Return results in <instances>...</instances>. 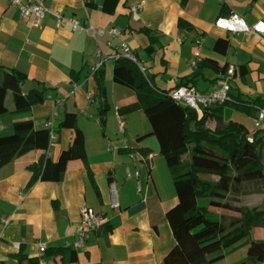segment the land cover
I'll return each instance as SVG.
<instances>
[{
    "label": "crops",
    "instance_id": "crops-1",
    "mask_svg": "<svg viewBox=\"0 0 264 264\" xmlns=\"http://www.w3.org/2000/svg\"><path fill=\"white\" fill-rule=\"evenodd\" d=\"M44 1L65 18L78 19L85 27L104 29V36L74 30L66 20L58 25L52 13L35 25L31 18L22 17L12 0H0V66L11 67L48 87L46 100L32 108L36 127H47L48 119L54 115L57 129L67 112L83 114L77 122L85 135L87 160L94 181L89 179L83 160L70 161L62 181H40L30 190L27 184L32 173L25 167V157L0 167V264H70L44 255L43 245L67 246L78 241L84 206L105 215L109 224L88 235L84 245L77 249L79 260L75 264H164L165 256L176 243L167 219L168 210L178 202L170 171L164 158L157 154L159 143L155 136L139 138L151 131L143 111L123 115L126 131L119 132L118 108L134 102L136 94L113 79V59L104 61V79L99 81L105 87L110 107L106 124L102 126L97 117L103 101L98 94L101 85L92 68L101 61L100 50L112 53L114 47L108 46L109 42L114 46L128 43L160 87L176 86L182 78L194 74L202 61L221 68L245 64L246 76L242 78L236 71L232 80L237 82L242 95L261 96L260 91L248 88L247 82L259 81L264 75V54L257 48L264 40L256 35L248 37L219 29L215 21L236 12L253 24L264 19V0H257V6L253 2L249 9L241 4L250 0H145L137 18L130 7L141 0ZM88 1H92L89 6ZM180 18L192 22L197 29L180 28ZM141 27L153 29L158 36L159 41L153 48H150L149 35L139 31ZM113 28L120 29L121 35L114 37L110 33ZM233 36L241 38L238 45L233 43ZM218 38H229L226 54L215 49ZM198 39H203V46L201 60L194 67ZM208 40L212 43L206 47ZM231 48L234 54L248 55V60L232 62ZM220 74L205 69L196 79L197 88L201 86L199 90L203 93L212 92ZM73 82L81 84L75 94L71 93ZM31 85L35 84L28 81L24 88L27 90ZM89 92L94 93L93 99L88 98ZM124 95L129 99L122 101ZM10 96L7 105L12 108ZM235 115H226L225 121H239ZM12 126L11 118L0 116V133L10 131ZM57 130L50 149L53 159L73 139L72 129ZM109 144L117 150L110 151ZM151 152L157 156L148 154ZM126 167L132 171L139 169L140 179L128 178ZM112 180L118 185L119 209L111 207L109 183ZM138 184L142 185V192H138ZM139 203L144 207L131 213L130 208ZM246 254L244 249L240 259L228 255L212 264H256L249 263Z\"/></svg>",
    "mask_w": 264,
    "mask_h": 264
},
{
    "label": "trees",
    "instance_id": "trees-1",
    "mask_svg": "<svg viewBox=\"0 0 264 264\" xmlns=\"http://www.w3.org/2000/svg\"><path fill=\"white\" fill-rule=\"evenodd\" d=\"M91 2L86 4L89 6ZM178 26L185 30L197 29L184 18L178 20ZM139 31L149 35L150 48L159 41L153 29L141 27ZM229 46V38H218L215 49L226 54ZM208 68L225 73L228 65L221 68L202 61L194 74L182 78L172 88H163L156 85L153 74L144 75L133 61L117 59L113 79L137 94L134 102L120 106L118 112L120 115L144 112L151 131L139 138L155 136L158 140L157 154L166 162L178 197V202L167 212L176 243L165 256L164 264H212L223 259L227 251L235 249L244 240L248 262L264 264V239L255 240L251 237L253 227L264 226V205L243 208L239 204V190L224 181L225 177L237 180L242 174L264 171V133L254 132V140L251 141L249 136L252 132L245 123L232 119L225 121L227 108L254 117L258 108L264 105V98H244L238 92L234 97L230 94L225 102L204 108L198 113L172 97V91L180 86L197 88L196 79ZM247 71L245 64L237 68L242 78ZM94 74L98 82L104 79L102 67ZM28 81L35 85L26 90L24 85ZM99 85L98 94L103 101L97 117L105 126L110 107L105 87L101 82ZM47 90L45 83L35 81L11 67L0 66V116L11 118L13 125L10 131L0 133V167L25 157V167L32 173L27 184L30 190L40 181H62L69 162L83 160L89 179L94 181L87 160L85 135L77 122L78 112H67L57 128L73 130L70 146L62 150L57 159L50 156V129L36 127L32 114L33 106L46 100ZM8 94L12 97V108L7 105ZM211 120L223 125L210 128L208 123ZM202 173L214 174L218 178L215 181L206 180L201 178ZM261 181L264 182V176ZM143 207V203H139L130 208V212L136 213ZM223 210L238 212L239 216L224 222L214 216L215 212ZM44 255L58 257L70 264L79 260L78 250L73 246H48Z\"/></svg>",
    "mask_w": 264,
    "mask_h": 264
},
{
    "label": "built area",
    "instance_id": "built-area-1",
    "mask_svg": "<svg viewBox=\"0 0 264 264\" xmlns=\"http://www.w3.org/2000/svg\"><path fill=\"white\" fill-rule=\"evenodd\" d=\"M12 3L19 9L22 17L31 18L35 25H39L47 16L48 13H52L57 20V24L60 25L62 21L66 20L72 24L74 30L85 31L92 34L95 37H102L105 34V30L102 28H95L92 25L89 27L83 26L78 19L73 17L65 18L60 12L52 11L44 0H12ZM145 0L134 3L131 5V12L137 18L139 12L143 9ZM215 26L219 29L232 32V33H243L250 37L251 35L259 36L264 40V19H259L255 23L250 24L247 20L239 13L232 12L229 15L219 17L215 21ZM110 33L114 37L121 35L122 31L118 28H113ZM111 48L114 47L112 53L107 54L100 50L99 56L101 61L98 62L93 68L92 73H95L100 69L106 59L117 60L120 58H126L136 63L141 72L146 75L148 73V67L141 63L138 57L135 55L131 46L128 43H123L119 46H114L112 42L108 43ZM203 46V39L196 41L197 50L195 52V60L193 66H197L201 60V49ZM237 68L235 65L228 67L225 73L220 74L217 79L214 90L210 93H203L194 86H180L172 91V97L180 104L190 106L195 109L198 113H201L202 109L213 106L218 103L225 102L229 99L231 91V80L236 75ZM81 88V84L78 82L72 83L71 93L75 94ZM94 93L89 92L88 98L93 99ZM256 129L249 136V139L253 141V133L261 131L264 133V105L258 108L257 113L253 117ZM47 127L50 129V137L53 142L57 138L55 116L53 115L48 119ZM118 130L120 133L126 131V120L123 115H118ZM110 151L117 150L112 144L108 145ZM157 154H152L154 156ZM126 176L128 178H136L137 180L141 177V171L136 169L132 171L130 167H126ZM138 192H142V185H137ZM109 193L111 199V207L113 209H119V191L116 181L112 180L109 183ZM81 226H80V238L74 243H68L67 246H73L76 249L81 248L86 242L88 235L92 232L99 231L108 226L109 220L105 215L98 213L94 208L84 206L81 209ZM47 248L46 245H43Z\"/></svg>",
    "mask_w": 264,
    "mask_h": 264
},
{
    "label": "rangeland",
    "instance_id": "rangeland-1",
    "mask_svg": "<svg viewBox=\"0 0 264 264\" xmlns=\"http://www.w3.org/2000/svg\"><path fill=\"white\" fill-rule=\"evenodd\" d=\"M213 1L216 2V0H213ZM256 1L257 0H250L248 2H243L241 4V6L249 9L252 7L253 2H254V6H257V5H255ZM240 39L241 38H236L234 36L232 37V41L236 45H238ZM211 43H212V40H208V42L206 43V47L210 46ZM257 48L259 50H261V53L264 54V44L258 46ZM233 49L234 48H231L230 52H229V56L232 59V62L239 63L241 61H247L248 60V58H249L248 55L234 54ZM252 77H257V76L253 75ZM247 87L252 88V90H255L256 92L260 91V93H258V95H261L264 98V75L262 76V79H260L259 81L255 80V79L254 80L249 79L247 82ZM199 88L202 90L201 86H199ZM133 92L136 94L135 91H133ZM237 93H238L237 82L235 80H231L230 94L235 96ZM247 97L248 96H246V94H244V98H247ZM136 98H137V94H136ZM10 99H11L10 101L13 102L11 96H10ZM127 99H129V97L127 95H124V98L122 101H126ZM117 100H118V97H117ZM132 113H134V112H132ZM234 113H236L235 118H237L240 122L245 123L250 128L251 132H253L256 129V126H255V123L253 121L252 116H248L244 112H238V111H235V110L230 109V108H227L225 111V114L228 116H232V115H234ZM78 114L83 115L80 112ZM126 115H128V114H126ZM110 124H111V122L108 123L109 126H110ZM222 125L223 124H220V123L213 121V120H211L208 123V127H210V128H216L219 126L221 127ZM263 159H264V151H263ZM263 176H264V171L256 172V173H252V174H242V175H240V178L237 180L232 179L230 177H225L224 181L229 183L230 185H233L234 187H236L239 190V195H238L239 201H240L239 204L242 205L243 208L247 209L250 207H255L257 205L258 206L264 205V182L261 181ZM201 178H204L206 180L215 181V179H217L218 177H217V175H214V174L202 173ZM214 216L223 219L224 222H226V221L228 222L232 217L234 218V217L239 216V213L229 211V210H227V211L223 210V211L215 212ZM203 230H205V229H203ZM251 237L255 240L264 239V226L259 225V226L253 227V229L251 231ZM244 241H242L240 244H238V247L235 250H233L231 253H230L231 250L227 251L228 254L225 256L230 255V258L235 257L236 260L240 259V255H241L242 251H244V249L247 253V246H245V245L243 246ZM246 255H248V254H246ZM259 264H262V263L259 262Z\"/></svg>",
    "mask_w": 264,
    "mask_h": 264
}]
</instances>
